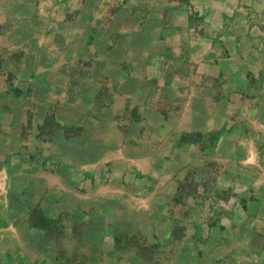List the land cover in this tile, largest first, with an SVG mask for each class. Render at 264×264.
Instances as JSON below:
<instances>
[{
	"label": "crops",
	"instance_id": "obj_1",
	"mask_svg": "<svg viewBox=\"0 0 264 264\" xmlns=\"http://www.w3.org/2000/svg\"><path fill=\"white\" fill-rule=\"evenodd\" d=\"M0 264H264V0H0Z\"/></svg>",
	"mask_w": 264,
	"mask_h": 264
}]
</instances>
